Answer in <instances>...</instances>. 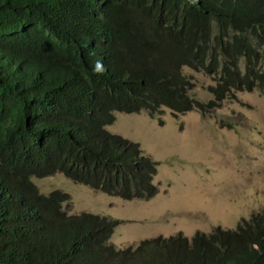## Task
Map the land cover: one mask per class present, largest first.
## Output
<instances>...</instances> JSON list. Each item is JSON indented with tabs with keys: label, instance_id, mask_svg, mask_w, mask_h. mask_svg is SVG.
<instances>
[{
	"label": "trees",
	"instance_id": "16d2710c",
	"mask_svg": "<svg viewBox=\"0 0 264 264\" xmlns=\"http://www.w3.org/2000/svg\"><path fill=\"white\" fill-rule=\"evenodd\" d=\"M258 27L264 0H0V264H264V209L234 232L117 249L120 221L68 215L67 193L31 181L152 198L157 162L106 127L116 112L206 115L263 88L264 53L247 42ZM184 67L218 75L212 100L189 95Z\"/></svg>",
	"mask_w": 264,
	"mask_h": 264
},
{
	"label": "rangeland",
	"instance_id": "374dc122",
	"mask_svg": "<svg viewBox=\"0 0 264 264\" xmlns=\"http://www.w3.org/2000/svg\"><path fill=\"white\" fill-rule=\"evenodd\" d=\"M182 74L194 84L191 97L203 103L213 99L209 88L218 75L187 67ZM217 108L206 115L196 109L175 115L162 108L154 118L145 112L115 113L106 130L138 143L158 163L152 198L125 201L62 174L31 181L41 194L67 193L68 215L120 221L109 240L117 249L178 233L188 239L210 235L218 227L234 232L264 209V87L234 90Z\"/></svg>",
	"mask_w": 264,
	"mask_h": 264
},
{
	"label": "clouds",
	"instance_id": "9594fccd",
	"mask_svg": "<svg viewBox=\"0 0 264 264\" xmlns=\"http://www.w3.org/2000/svg\"><path fill=\"white\" fill-rule=\"evenodd\" d=\"M249 47L252 48H258L261 51H263L264 53V29H261L260 27L257 28L255 34L249 39L247 40ZM240 68L243 69V60H240ZM195 110V109H194ZM118 113V112H116ZM222 121H219V124ZM111 126V125H110ZM223 127V126H222ZM156 162V161H155ZM158 166V163H157ZM157 174V173H156ZM156 176V175H155ZM34 178V177H32ZM31 178V179H32ZM37 179V178H36ZM33 183V182H32ZM47 195V194H46ZM262 210V209H261ZM260 210V211H261ZM259 213V212H258Z\"/></svg>",
	"mask_w": 264,
	"mask_h": 264
}]
</instances>
